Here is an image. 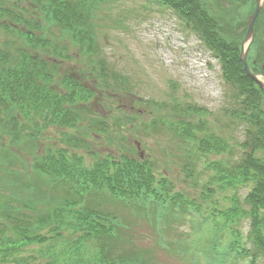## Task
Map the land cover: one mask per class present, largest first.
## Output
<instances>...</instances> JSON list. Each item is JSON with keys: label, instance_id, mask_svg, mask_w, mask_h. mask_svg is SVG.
<instances>
[{"label": "rangeland", "instance_id": "rangeland-1", "mask_svg": "<svg viewBox=\"0 0 264 264\" xmlns=\"http://www.w3.org/2000/svg\"><path fill=\"white\" fill-rule=\"evenodd\" d=\"M230 1L237 9L235 11L236 16H234V9L230 11V6L225 0H198V6H202L208 16L211 15L213 19L217 20L214 15L216 14L222 18L220 21L224 24V30L215 29V32L224 39H227L231 33L239 35L240 29L248 22L255 10L252 6L253 0ZM125 2L127 3L125 5V15L128 10L133 8L131 11L132 15L123 16V0L119 4L117 0H103L98 4L93 3L90 10L87 11L90 14L96 12V17L99 16L101 18V22L96 21L100 24L98 25L100 29L97 32L99 42L97 49L98 59H104L109 69H112L113 73H115L113 79H108L106 86H101L100 83L96 86L92 79L85 84L91 90L95 86L98 88L88 107L91 109L90 116L100 120L102 125H93L85 120L78 128L60 130L56 126L43 125L40 122L39 129H35L36 123L31 122V129L35 130V136L30 137L31 149L30 146L24 145L22 147L23 150L19 147V144L13 143L14 140L11 137L3 135V141H0L2 144L0 145V157L5 156V153L9 154L12 163L0 160V166L8 171H3L0 168V221L5 223L2 217H5L3 213L5 211L4 208L7 206H9L11 216L14 218L17 217V213L19 215L21 212L26 216L27 221H33L34 218L27 213L33 212L31 210V202L32 197L34 199L35 195L28 191V186L34 185L42 195L50 193L53 196L62 197L59 187L54 190L49 189L43 179L28 176L31 171H27V168L26 171L28 173L25 171L21 172V168L17 165V159L23 160L26 167H30V170H32L33 159L36 156L47 154L48 150L56 151L59 148H66L69 153L84 156L92 162L91 159L94 154L97 158L109 156L118 158L123 153V150L132 144L138 147L135 156L138 157L141 154L144 158L153 159L154 157L157 166L156 175L162 174L169 178L174 183L175 194H182L189 203H194L199 207L203 217V224L199 229L196 225V220L182 216H174L169 222L162 223L158 222L154 216H131L127 214V211H123L122 205H111L104 202L102 203V210L111 211L116 217V222L120 223V225L122 223L121 229L119 225L117 235H122L121 239H123V221L129 230L133 232H129L128 236L136 245L131 246L133 250L129 246L126 247V251H131L133 254L138 252L140 258H143L149 264H190L188 260L183 259V252L190 249V251L196 252L197 255L204 254V248L207 247V243L209 247L210 240L213 242L218 240L225 244L228 243V239H231L232 243L240 242L243 245H252L256 239L251 237L258 236L256 234L257 230L250 226L248 218H239L235 222L230 216L219 214V210L226 212L229 207L233 206L234 191H228V195L223 197L217 189V184L213 182L214 171L217 170L213 165L218 163V161H223L221 166L224 172L229 171L230 167L240 162L242 153L247 150L243 142L247 141L249 144V140L244 139L243 132L244 128L246 130L247 127L242 122L241 126H239L240 113L235 110L238 103L234 102L231 88L222 79L221 65L215 61L209 51L206 52L204 59L210 63V66L213 67L212 69H206L207 67L204 69V66L196 65L198 59L195 54H189L186 58L182 57L180 51L186 48V44L182 42L184 38L180 32H178L179 35L172 34V39L159 35L156 30L158 25L164 26L165 24L162 15L166 14L170 18H174L168 13L170 11L164 12L166 9L153 6L159 8L155 11L146 0H125ZM195 2L197 0H193V3ZM29 3L30 0H10L8 2L0 0V8L6 9L13 13L14 16L17 13H21L23 16V12L28 9ZM144 4H147L145 9L148 8L152 11H144L139 8ZM208 9L210 10L209 12ZM138 11L139 15H134ZM29 13L37 16V24H39L40 15L32 13L30 10ZM147 14H152V16L150 19L144 20ZM27 17L30 18V16ZM123 17L125 19L124 27L123 24H116V19L120 18L123 20ZM236 18L241 19L242 23L238 24ZM225 21L229 22L227 23V28ZM13 28V37L2 33L0 35V49L4 46L3 51L0 50V55L2 54L3 57L10 60L19 49L21 52L24 50L29 52L26 41L27 36L21 32L18 19H16ZM42 29L39 28L40 32L33 34L34 39L32 41L30 39L32 42L31 46H34L36 39L41 37ZM181 29H186L183 23L181 24ZM225 30L230 34L225 33ZM47 32L49 33L50 41L55 43L56 38V40H60L61 46L68 45L69 42L64 43L62 39L61 28L53 27ZM189 37V41L186 40L187 44L195 41L192 36L189 35ZM168 40L170 45L179 47L176 53L173 50L170 51V49L164 48L163 45ZM227 42L229 43L230 41L227 40ZM239 46L241 47V43ZM195 48L201 49V54H203L204 48L201 42L200 44L196 42ZM67 49L69 56L72 58L66 59L68 57L66 52L61 57L63 61L59 60L60 63H56L57 69L59 66L60 69L57 76H55V83L57 84L62 77L68 76L67 74H70L73 79L76 78L86 82L87 80L82 74L87 70L97 71V69L85 64V61L78 56V49H72L69 46ZM82 49L84 50L85 48L82 47ZM33 53L42 54L39 50H33ZM255 55L256 50L250 47L248 60H253L256 57ZM48 59L50 62L55 60L52 57ZM259 66H261L259 68H263L264 61ZM251 69L253 70L252 66ZM241 71H243L242 66L239 72ZM255 72H258V70H255ZM242 74L244 75V73ZM125 76H128L132 83L130 89L132 94L129 97L124 92L117 93L122 90L119 88L114 93L107 90L109 85H119L123 88ZM239 83L242 84L241 81ZM246 84L253 86L248 82ZM58 88L60 87L57 86ZM77 89L82 92L78 87ZM159 104L169 105L170 107L162 106V109L157 110L156 105ZM178 104L186 106V108L190 106L207 110L206 112H209V123L205 128L210 126L211 132H215L217 136L225 138L233 155H227L226 152L221 153L217 150L201 151L198 144L194 141L178 137L175 129L174 131L168 130L169 125L166 119H169L174 126L184 120L195 124H198L201 121L200 119L206 121L205 117L201 118L200 115L192 113L183 117H171L170 110L174 105ZM121 107L128 113L139 114L138 118L143 121L144 127L130 133L128 130L123 132V128L117 127L118 125L114 126L113 118L115 120L119 119V123H122ZM153 110L158 111L159 121L163 120L156 127L157 131H153L151 136H149L146 125L150 124L154 118V116L152 118L149 115ZM1 127L2 124L0 123V129ZM37 131L40 132V135L36 133ZM25 133L26 141L24 140V144H28L27 139L31 130L26 129ZM206 135L209 136L211 134L206 133ZM73 138L79 140V143L74 146L72 145L76 141ZM195 147L199 149L197 150ZM21 173H24L25 176H22ZM217 178L221 187L223 182H220V180L224 178V175L217 173ZM235 180L239 182L236 185L238 187L236 191L237 199L242 201L249 192V189L245 188L248 183L243 182V177L240 175H237ZM254 186L253 184L252 187ZM37 189L36 191H38ZM172 199L173 201L176 200ZM47 204V202H43L41 208L38 207V209L50 211V206H48L49 208L45 207ZM238 204L243 208L245 207L241 202H238ZM14 209H18V211L15 212ZM8 225L10 226L9 230L6 229L8 232H5L4 235L0 233V247L2 246L1 248L5 249L4 251L0 250V264H47L49 258L53 259L55 257L52 254L53 252L66 251L60 244L55 247V242H69V247L71 242L74 245L73 239L70 242V239H64L63 237L45 241L41 245L31 244L32 240L36 241L37 238L50 239L54 237L55 234L51 232L54 228L53 225H48L47 228L44 227L45 229L36 228L29 232L28 236H22L16 231L14 232L12 224L8 223ZM14 225L26 226V223L16 221ZM127 232H125V238H127ZM74 236L77 237L76 235ZM24 238L27 239L26 247L9 248V244L19 242L20 239L24 241ZM201 261L203 262L202 259ZM227 264H237V262L233 263L230 259Z\"/></svg>", "mask_w": 264, "mask_h": 264}, {"label": "trees", "instance_id": "trees-1", "mask_svg": "<svg viewBox=\"0 0 264 264\" xmlns=\"http://www.w3.org/2000/svg\"><path fill=\"white\" fill-rule=\"evenodd\" d=\"M81 2L82 1L75 0H30L29 7L27 10H24L23 16H21V13H18L16 16L19 17L18 20L20 21L21 32L25 33L27 36V48L30 50H39L42 54L29 57L25 52H21L19 49L11 60L3 57L2 54L0 55V123L2 124L0 129V141H3V135H7L14 140V144H19L21 148L24 145L30 146V137L33 136L32 133L35 131L31 129V122L36 123L37 126L35 129H39L40 122H42L43 125L57 126L59 129L78 128L85 120L93 125H102L100 120L90 116L91 109L88 107V105H90L88 102L92 98L93 93L88 88L84 87L83 81L80 79L73 80L72 77L64 76L65 78L63 77L61 80V91L63 86L64 93L54 88L57 87L53 82L54 76L57 73L55 66L59 60H62L61 57L68 52V46L72 47V49L78 48L80 51L83 50V44H85V47H89L87 53L90 57L86 56V54L82 56L81 53L79 55L82 56L84 60L90 58L87 61V65H92L93 69H97L96 58H98V55L93 51L95 49V51H97V32L100 28L92 22L95 15L94 13L90 14L87 12L89 7L83 5V9L78 6ZM164 2L171 4L177 11L185 15L188 21L195 26L196 30L204 36L211 49L217 55L223 57L228 80L238 85L243 95H245V97L240 98L237 102L240 108V122L238 123L241 125L242 122L245 127H247L244 134L248 136V138L253 137L255 133L253 139H255V145L256 148L259 149L258 154H260V156L255 157L257 153L254 157L249 156L248 158L251 164L250 161L244 160L245 163L236 168H238V174L245 179V183L249 180L247 178L250 177L252 179L253 173H255L254 177L256 183H254L255 186L253 191L245 200V203L249 205L248 209H241L240 206L235 203L234 198H232V202L235 203L234 206L226 212L219 210V213L224 216H230L234 221L239 218H248L251 220L253 228L257 230L256 234L258 236V238L253 236V238L256 239L255 241H258V249L255 251L256 259L264 255V94L255 87L245 74H242L244 73L243 71L239 72L242 65L237 55V42L241 41L243 36L239 37L234 35V33L230 34L226 30L225 33L230 34L227 39L218 35L215 29L224 30V24L220 21L222 18L217 16V20H215L210 17L211 20L207 12L201 7L196 6L191 0H164ZM91 3L97 4V1L93 0ZM91 3L89 5H91ZM29 10L32 13H38L40 15L39 24H37V16L29 13ZM233 12L234 16H236L235 10ZM4 14L10 17V22L8 18H3ZM27 16H30V18ZM16 17L13 14H7L3 9L0 10V35L2 33L13 37V27L16 23ZM263 20L264 13H262L258 21L259 24H257L258 26L256 27L257 32L261 30ZM236 21L238 24L242 23L241 19L236 18ZM225 23L227 28V23L229 22L225 21ZM53 27L61 28L62 39L64 43L69 42L68 45L61 46L60 40H56V38L55 43L50 41L47 30ZM39 28H43L42 35L40 38L36 39L34 47H32L29 45L32 44L30 37H32L33 40V34L40 32ZM81 34H83L82 38L87 37V39H82L80 36ZM227 40L230 42L228 43ZM255 44L260 46L263 44V41L257 39ZM2 49H4V46ZM50 51H53V55L58 57V59L55 58L58 60L57 62L50 63L47 59H44V52L49 56ZM68 57L71 56L68 55ZM102 66L104 67L103 64L101 67ZM93 72L97 79L95 83L100 82L101 86H106L108 83L106 74L104 72L101 73V71L99 72L98 69ZM82 75L85 79L87 78L85 74ZM100 80L106 81L102 82ZM238 80L241 81L243 85L240 84ZM246 82L251 83L253 86L246 84ZM65 83L68 86H66ZM115 86L109 85L107 89H112V92H115V90H118L114 88ZM77 87L81 89L82 92H80ZM96 89L98 88L95 86V90ZM162 106H159V108L162 109ZM126 115L128 116H125V114H123V117L121 116L122 123H119V119L115 120L113 118V121L117 123H114V126L118 125L117 127L120 126L122 128L125 126L127 130L132 133V129L128 125L131 124V114ZM134 115L138 117L139 114ZM156 122V120L154 122L151 121V128H155ZM202 122L203 121H200L198 124H193L190 121L182 122L183 125L177 126L178 129L176 133L178 137H181L182 134V137L188 140L195 139L197 141L200 136V129L204 128L201 126ZM167 124L171 125L172 123L168 120ZM26 129L31 130V133L28 135L29 138L27 139L28 144H24L25 142L23 143V140L26 141ZM206 131L211 135L208 136L207 140L201 141V143L207 145L208 151L215 145L220 148L222 143L217 141L215 132H211L212 129L210 127H208ZM197 134H199V136H197ZM223 144L224 152H229L230 147L226 140ZM0 145L2 144L0 143ZM136 151L137 147L131 144L123 150V153L118 158H99L92 167L86 164L84 157L78 156L77 154L70 156L69 152L64 149L58 151L60 152L58 157L50 156L49 153L45 157V160L47 158L53 165L59 164V175H64V178H68L71 183L74 181H77L79 184L81 183V188L85 191L99 189L100 193H102L100 197L104 196L103 194L106 193L108 196V199L105 201L106 203L111 205H122L123 211H127V214L131 216H151L157 211L155 203L148 206L151 210L143 208L142 205L147 206V203L144 201L143 197L142 200H139L141 196L150 197L151 200L159 203L164 202L167 196L172 202H174L172 198L176 199L177 201L175 204L186 206L187 208L194 206V204L189 203L182 194H175L173 192L175 188L174 183L169 178L162 174L159 176L156 175L155 161H150L148 158L140 159V157L135 156ZM0 160H6L12 163L9 154L6 153L5 156L0 157ZM0 168L7 172V170L3 169L1 166ZM234 176L235 175L228 176L230 179V187H235L239 184V182L235 183L232 180ZM223 180L224 179H221L220 182ZM213 182L215 184L214 179ZM72 188V185H68L69 190H66L65 195L60 197L62 200L60 208L51 210V212L40 210L38 207L41 208L43 202L48 203L45 207H52V205L59 206L58 201H60V199L50 193H44L42 195L40 191H35V193H33L35 195L34 199L32 197L34 205L32 207L33 212L30 214L34 219L33 221H27V226L24 228V231L20 230L22 226L14 225L16 220H18V216L15 218L11 216L9 206L5 207L3 213L5 217H2V220L6 224L4 223V227L0 225V233H2V235H4L5 232L7 233V224L11 223L14 232L16 231L22 236H28L29 232L36 228H47H44L42 224L44 223L43 217L45 216L41 217L42 219H40L39 216L49 214L47 222L51 221L50 225L54 226L53 230H51V232L55 234L54 237L50 239L37 238L36 241L32 240L33 242H31V244L41 245L44 244L45 241L63 237L64 239H70V242L71 239H73L74 245L71 242L69 247V242H55V247H58L60 244L66 251L59 250L58 252H53L52 254L55 257H51L53 259L49 258L47 264H149L143 258H140L138 252L133 254L131 251L125 250L128 246L132 249L131 246L136 244L129 238V232H133L129 230L124 221L123 239H121L122 235H117L120 223L116 222L114 214L111 211L106 212L102 210V203L96 202L92 205L90 200L89 205L88 203L86 204L88 210L83 204H81L82 207L78 210L73 203L74 198L71 195L73 191ZM94 197L97 198L99 196L94 195ZM103 200H105V198ZM71 205L73 208L70 207ZM0 223L2 224L1 221ZM121 228L122 223L120 225V229ZM126 231H128L126 235L127 238H125ZM26 241V238H24V241L20 239L19 242L17 241L9 244V248L17 249L26 247ZM1 247L0 250L4 251L5 249ZM247 253L250 255L249 251H247Z\"/></svg>", "mask_w": 264, "mask_h": 264}, {"label": "water", "instance_id": "water-1", "mask_svg": "<svg viewBox=\"0 0 264 264\" xmlns=\"http://www.w3.org/2000/svg\"><path fill=\"white\" fill-rule=\"evenodd\" d=\"M257 7H256V11L255 13L250 17L249 22H248V32L246 35V38L243 42V50H242V54H241V60L245 65L246 71L248 76L255 81L263 90H264V83L261 81V77L255 76L253 73L250 72L248 66H247V52L249 50L250 45L253 43L254 41V26H255V22L260 14V12L263 9V3L264 0H257Z\"/></svg>", "mask_w": 264, "mask_h": 264}]
</instances>
